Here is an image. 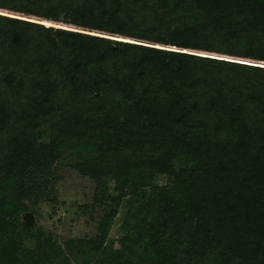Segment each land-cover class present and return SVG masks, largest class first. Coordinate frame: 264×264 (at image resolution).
<instances>
[{"label":"trees","instance_id":"obj_1","mask_svg":"<svg viewBox=\"0 0 264 264\" xmlns=\"http://www.w3.org/2000/svg\"><path fill=\"white\" fill-rule=\"evenodd\" d=\"M245 59L264 64V0H0V251L38 264L25 203L89 140L92 264H264V66Z\"/></svg>","mask_w":264,"mask_h":264},{"label":"rangeland","instance_id":"obj_2","mask_svg":"<svg viewBox=\"0 0 264 264\" xmlns=\"http://www.w3.org/2000/svg\"><path fill=\"white\" fill-rule=\"evenodd\" d=\"M37 135L39 143L50 142L52 133L46 122L38 126ZM72 143L71 141L63 144V148H66L65 156L60 159L54 173L55 194L52 199L34 205L25 203L27 211H32L26 213L33 216L34 222L31 226H26L29 230L22 235L21 247L35 251L38 264H92L94 261L93 251L82 243L94 237L103 208H91L94 183L90 178L77 173L74 165L86 159L84 147H89L87 150L97 155L99 143L84 140L80 148L67 149ZM179 162L180 160H177L173 165L175 170ZM165 180V177H157L154 182L163 186ZM113 185V181L106 183L110 192ZM146 189L143 191H146L147 197L150 191ZM128 199L123 198L118 204L116 216L104 242L105 246L118 248L116 242L123 235L120 225L128 207ZM5 235L0 233L1 238ZM1 242L5 241L0 240V246ZM11 242L12 240L8 239L6 249L0 251V264L17 263L9 255Z\"/></svg>","mask_w":264,"mask_h":264},{"label":"water","instance_id":"obj_3","mask_svg":"<svg viewBox=\"0 0 264 264\" xmlns=\"http://www.w3.org/2000/svg\"><path fill=\"white\" fill-rule=\"evenodd\" d=\"M86 34H88V33H86ZM90 35V34H89ZM93 36H95V35H93ZM96 36H98V35H96ZM100 37V36H99ZM104 38H106V37H104ZM125 42V41H124ZM158 46H160V47H163V46H161V45H158ZM188 52H190V53H194L195 55H199V54H204V55H208V54H206V53H203V52H195V51H188ZM196 53H198V54H196ZM199 56H203V55H199ZM208 57V56H207ZM211 58H213V57H211ZM223 60V59H222ZM246 60V59H245ZM246 62H249V63H251V64H258V65H263L264 66V64L263 63H258V62H254V61H250V60H246ZM33 222H34V220H33V216L31 215V214H29V213H24L22 216H21V223L24 225V226H31L32 224H33Z\"/></svg>","mask_w":264,"mask_h":264}]
</instances>
